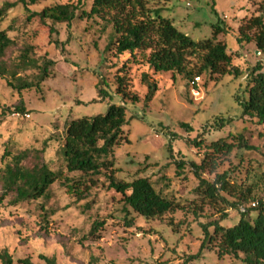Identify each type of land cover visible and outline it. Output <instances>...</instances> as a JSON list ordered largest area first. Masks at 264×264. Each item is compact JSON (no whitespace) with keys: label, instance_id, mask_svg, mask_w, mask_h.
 Returning a JSON list of instances; mask_svg holds the SVG:
<instances>
[{"label":"rangeland","instance_id":"374dc122","mask_svg":"<svg viewBox=\"0 0 264 264\" xmlns=\"http://www.w3.org/2000/svg\"><path fill=\"white\" fill-rule=\"evenodd\" d=\"M14 2L0 0V9ZM75 3L38 0L27 9L40 12L53 5ZM91 4L92 0H82V10L88 12ZM147 7L159 9L162 17L193 41L210 38L219 20L229 33L216 39L231 52L232 65L244 73L256 62L264 63V52L258 51L254 41L240 45L236 40L251 18L260 16L264 22V0H151ZM27 15L22 5H16L0 16V30H6L14 41L3 60L9 67L29 46L36 67L46 60L54 64L38 89L17 93L0 76V171L7 162V158L2 160L7 151L39 150L44 142V159L56 169L55 153L65 123L104 115L108 105L119 104L125 107L129 125L126 140L114 152V178L123 183L148 178L181 208L159 218L140 217L129 208L125 210L121 195L108 187L103 176L86 182L82 200L57 181L48 201L13 205L12 197L1 198L0 185V251L6 249L14 260L28 258L35 264H45L40 255L54 257L56 264H244L242 256L218 255V239L205 243L203 232L207 226L213 235L209 225L214 223L233 227L239 222L241 207L264 202V125L241 117L238 100L247 97L243 74L211 79L201 75L196 86L199 94L193 96L181 76L153 73L146 64L148 52L131 57L128 53L117 55L113 47L108 49L114 33L106 19H75L70 24L53 25L36 18L26 23ZM246 33L252 37L255 31ZM38 73L31 69L22 76L31 80ZM144 73L157 85L148 105L143 104ZM117 75L125 76L136 102L122 100L115 93ZM98 83L107 92L102 101L97 97ZM20 102L24 115L7 110ZM220 117L232 120L219 129L215 123ZM238 135L248 146H239ZM215 142L232 148L214 152L210 145ZM202 161L203 167L190 165L200 166ZM196 170L209 184L224 175L226 188L217 184L214 198L209 199L196 191ZM69 176L80 177L78 173ZM249 187L250 201L232 207ZM255 215L256 211L250 212L251 218ZM94 222L104 226L91 237Z\"/></svg>","mask_w":264,"mask_h":264},{"label":"trees","instance_id":"16d2710c","mask_svg":"<svg viewBox=\"0 0 264 264\" xmlns=\"http://www.w3.org/2000/svg\"><path fill=\"white\" fill-rule=\"evenodd\" d=\"M151 0H92L90 10H82V0L75 4L53 5L40 12H29L27 7L37 4L38 0H15L12 4H5L0 9V16L4 11L22 5L28 12L26 23L36 18L40 23L50 21L51 24H70L75 19L101 18L110 22L113 36L108 49L114 48L117 55L128 53L131 57L136 52H148L146 64L153 73H172L182 77L189 90L191 84L201 75L209 79L234 73L243 74L246 80V99H239L241 117L255 120L257 125H264V63L256 62L253 67L246 68L244 73L231 64V52L226 44L217 41L221 33H229L227 28L220 27L219 20L212 27V35L202 41H193L183 34L166 18L161 16L159 9L147 7ZM254 30L252 37L246 31ZM50 32L53 29L49 28ZM237 43L254 41L256 48L264 52V22L262 17L251 18L240 28L236 35ZM58 47V41H53ZM14 41L8 36L6 30H0V76L9 88L20 93L21 90L40 87L41 83L49 77V68L54 62L46 60L39 67L31 59L32 47H25L20 54L11 61L9 67L3 60L7 51L13 47ZM39 70L38 75L29 80L22 76L31 70ZM20 74V75H19ZM142 82L146 85V94L143 104L148 105L157 91V85L149 80L147 73L142 74ZM115 93L122 100L136 102L138 98L130 95L128 82L125 76H115ZM96 86L97 97L104 99L107 92L104 88ZM103 84V81H101ZM11 113L24 115L22 102L19 106L8 108ZM219 129L231 122L232 119H216ZM129 125L125 107L110 104L104 115L70 119L64 125L63 133L56 150V169H51L45 161L46 142L41 149H25L13 154L6 152L2 157L7 158L0 171L1 198L12 197V204L31 201H48L51 197V188L57 182L77 200L84 198L87 192V183L94 177L103 176L108 187L114 189L122 197L123 205L143 218H159L166 213H172L181 206L172 198L166 196L162 190L156 189L148 178H139L130 183L118 182L114 178V152L125 139V132ZM239 146H248L241 135ZM214 152L230 151L231 144L215 142L210 145ZM252 148V147H250ZM170 150V148L168 147ZM199 166L190 163L192 167H203L205 161ZM78 173L79 178L70 177ZM66 174V175H65ZM195 177L198 180L196 191H202L209 199L214 198L217 184L226 188L224 175L216 177L214 183L209 184L202 179L197 170ZM83 187V188H82ZM251 188L249 187L239 195L238 203L232 204L236 208L240 204L250 201ZM253 201V200H252ZM257 202V204L255 203ZM249 206L241 207L239 222L230 228H223L218 223L210 224L213 235H210L207 226L203 227L204 241L209 243L218 239V255L226 254L240 259L244 264H264V202L258 200ZM255 204V207L251 205ZM256 211L251 218L250 212ZM104 223L94 222L90 229L91 237L97 236ZM45 264H56L54 257L48 258L40 255ZM0 264H35L28 258L14 260L8 250L0 251Z\"/></svg>","mask_w":264,"mask_h":264},{"label":"built area","instance_id":"2783aa9c","mask_svg":"<svg viewBox=\"0 0 264 264\" xmlns=\"http://www.w3.org/2000/svg\"><path fill=\"white\" fill-rule=\"evenodd\" d=\"M200 82V79L199 78H196L195 81L191 84V87H190V93L193 95V96H197L199 94V91L197 89V84ZM18 117V114L16 115ZM26 117H28L27 115H25ZM252 207H255V204H252L251 205ZM240 212H244V209L242 208L240 210Z\"/></svg>","mask_w":264,"mask_h":264}]
</instances>
